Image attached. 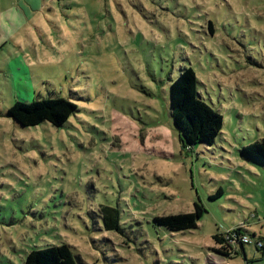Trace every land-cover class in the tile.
Instances as JSON below:
<instances>
[{
    "label": "rangeland",
    "instance_id": "obj_1",
    "mask_svg": "<svg viewBox=\"0 0 264 264\" xmlns=\"http://www.w3.org/2000/svg\"><path fill=\"white\" fill-rule=\"evenodd\" d=\"M189 66L224 116L215 145L192 151L169 102ZM55 97L79 108L63 128L8 117ZM262 138L264 0H16L0 16V264L62 244L82 264H264L254 243L246 260L214 251L240 228L264 240V163L241 154ZM195 203L198 229L154 225ZM102 204L124 232L104 231Z\"/></svg>",
    "mask_w": 264,
    "mask_h": 264
},
{
    "label": "trees",
    "instance_id": "obj_2",
    "mask_svg": "<svg viewBox=\"0 0 264 264\" xmlns=\"http://www.w3.org/2000/svg\"><path fill=\"white\" fill-rule=\"evenodd\" d=\"M210 33L213 23L208 22ZM200 81L195 70L189 67L180 69L178 77L171 82L169 89L170 117L173 127L179 135L181 147L192 151L195 147H212L218 137L222 135L224 116L207 103L199 91ZM79 112L78 106L72 101L62 98H44L32 102L16 101L8 110V117L21 128L37 127L48 123L54 128H63L68 120ZM243 157L264 163V138L254 141L241 150ZM222 194V190L212 198ZM202 204L195 203L194 211L190 213L155 217L154 225L169 233H184L198 229L199 221L204 215ZM98 220L106 232H124V222L118 207L99 205ZM98 220H96L98 222ZM95 225V224H94ZM96 227V225H95ZM127 230V229H126ZM243 229H237L235 234ZM252 237H256L251 233ZM221 234L213 236V240L220 242ZM240 242L239 247L244 249ZM258 249V248H257ZM259 250V249H258ZM261 251L264 248L260 249ZM230 256L236 252L234 246L226 243L225 247L214 250ZM236 255V254H234ZM23 264H82L80 257L75 256L68 244L47 246L43 249L31 250Z\"/></svg>",
    "mask_w": 264,
    "mask_h": 264
},
{
    "label": "crops",
    "instance_id": "obj_3",
    "mask_svg": "<svg viewBox=\"0 0 264 264\" xmlns=\"http://www.w3.org/2000/svg\"><path fill=\"white\" fill-rule=\"evenodd\" d=\"M15 5H16V0H0V16H2L4 14L5 11L10 12V14H14L15 12ZM13 21H16V19L14 18V16L12 17ZM261 239V238H260ZM263 240V239H261ZM264 241V240H263ZM239 247V246H238ZM239 249L241 250L244 260H246V254H245V250L241 247H239ZM215 250V249H214ZM236 250V248H235ZM237 251V250H236ZM217 253V252H216ZM221 255V254H220ZM221 257L223 258V255H221ZM225 258V257H224ZM247 262V261H246ZM211 264H216V263H211ZM217 264H226L223 262V259H221V263H217ZM246 264H255V263H246Z\"/></svg>",
    "mask_w": 264,
    "mask_h": 264
},
{
    "label": "built area",
    "instance_id": "obj_4",
    "mask_svg": "<svg viewBox=\"0 0 264 264\" xmlns=\"http://www.w3.org/2000/svg\"><path fill=\"white\" fill-rule=\"evenodd\" d=\"M235 234V233H234ZM236 237H239V239H236L233 244H229L232 246H239L240 242L244 245H250L252 243L255 244L256 248H264V243L260 238H256V237H252V235L250 236L249 234H241L240 236L235 234Z\"/></svg>",
    "mask_w": 264,
    "mask_h": 264
},
{
    "label": "flooded vegetation",
    "instance_id": "obj_5",
    "mask_svg": "<svg viewBox=\"0 0 264 264\" xmlns=\"http://www.w3.org/2000/svg\"><path fill=\"white\" fill-rule=\"evenodd\" d=\"M234 248H236V250L238 251V248H239V247H238V246H235Z\"/></svg>",
    "mask_w": 264,
    "mask_h": 264
}]
</instances>
